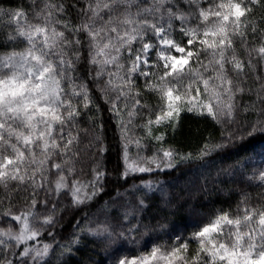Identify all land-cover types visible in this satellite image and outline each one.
Listing matches in <instances>:
<instances>
[{"label": "snow or ice", "instance_id": "snow-or-ice-1", "mask_svg": "<svg viewBox=\"0 0 264 264\" xmlns=\"http://www.w3.org/2000/svg\"><path fill=\"white\" fill-rule=\"evenodd\" d=\"M4 17L0 204L7 202L2 215L18 227L8 221L7 227H0V264H45L53 250L47 243L28 245L41 235L36 222L42 226L56 222L54 211L43 217L36 212L38 205L49 203L37 198L41 190L57 197L70 194L73 206L104 192L108 173L100 159L91 168V180L75 178L81 133H88L80 128V118L94 107L99 110L93 103V87L116 117L119 175L125 181L134 174L204 159L232 142L229 133L219 144H204L196 157L165 147L167 132L178 130L183 113L223 126L235 124L241 114L256 112L257 120L238 139L264 135V0H31L27 10L0 8V19ZM146 94L155 96L157 103H149ZM137 118L144 120L139 125L143 137L132 135ZM93 123L96 134L89 147L102 156L108 151L103 124ZM156 129L164 130L154 134ZM145 139L159 145L150 156L142 155L148 147ZM53 173L54 181L49 179ZM249 179L264 187V166ZM140 189L154 192L156 185L142 182L131 192ZM21 193L27 208L13 212L12 199ZM128 196L127 190L117 192L115 199L105 202L111 211L110 205L126 201L117 208L122 214L115 224L106 218L87 233L106 237L108 244L134 239L142 222L129 223L126 231L121 224L144 212L148 204L143 196L132 204ZM258 197L254 204L244 193L235 214L218 211L190 237L177 235L170 245L122 255L115 264H264V193ZM165 201L170 202L168 194ZM79 240L77 236L72 242ZM190 242L196 243L194 250Z\"/></svg>", "mask_w": 264, "mask_h": 264}, {"label": "trees", "instance_id": "trees-1", "mask_svg": "<svg viewBox=\"0 0 264 264\" xmlns=\"http://www.w3.org/2000/svg\"><path fill=\"white\" fill-rule=\"evenodd\" d=\"M30 3L31 0H0V8L14 10L23 7L27 10ZM71 18L73 23L78 22L75 12ZM6 24L7 17L0 19V31L6 30ZM251 83L252 80L249 79V84ZM138 85L142 88V81H138ZM89 86L92 87L90 81ZM92 91L93 103L99 110L94 107L80 118V128L87 129L88 133L87 135L81 133L80 157L76 164L75 178L81 181L91 180V168L95 161L100 159L108 173L104 180V192L85 204L73 206L70 194L62 192L57 197L40 191L37 198L40 200L46 198L49 203L47 206L38 205L37 214L43 217L54 211L56 222L51 226H42L36 222L35 227L41 229V235L35 241H28V245L42 247L47 243L53 246L45 264H115L122 255L133 256L141 251H148L152 245H170L177 235L182 238L190 237L218 211H231L235 214L244 193L251 195L254 204L259 198L258 194L264 193V187H261L258 181L249 179L264 166V135L257 134L254 137L245 136L243 140L238 139L257 120L256 112L241 114L235 124L223 126L208 117L183 113L178 130L175 133L170 130L167 132L165 147L172 146L180 153H191L196 157L204 144H219L226 140L229 133L233 136L232 142L226 148L214 151L204 159L187 160L178 163L175 168L163 171L134 174L125 181L119 175L122 168L121 143L116 117L108 110L109 105L101 98L98 87H93ZM144 98L152 105L157 103V98L150 94H146ZM244 99L248 101L249 97ZM94 120L96 124H103V143L108 151L102 156L96 148L89 147V141L96 134ZM143 122L142 118H137L136 126L132 130L133 136H145L143 128L139 127ZM163 130L156 129L154 134ZM144 143L148 147L142 155L150 156L159 147L148 139H145ZM136 151L135 147L130 149L133 157ZM222 170L228 171L225 173ZM49 179L54 181L55 173ZM149 181L156 185V191L140 189L134 194L131 192V189L142 182ZM126 190L129 193L127 199H130L132 204L135 203L137 196H143L148 204L144 212L121 224L126 231L129 223L142 222L140 229L133 234L134 239L108 244L106 237L89 235L86 230L96 227L106 218L109 223L115 224V218L122 214V210L117 211V208L126 201L119 200L117 204L110 205L111 211L106 210L105 202L115 199L117 192L124 193ZM165 194H168L170 202L165 201ZM23 197L24 194L21 193L12 199L13 212L26 210L27 204ZM53 204L56 206L55 209L52 208ZM7 206V202L0 204V227L8 226L5 221L10 222L13 227H18L14 221L2 215ZM144 226H147V231ZM77 236L80 237L79 243L74 244L72 241ZM196 246L195 242H190L191 249L194 250ZM65 248H70L71 251L66 252ZM13 251L19 252L20 249ZM14 264L20 262L14 261Z\"/></svg>", "mask_w": 264, "mask_h": 264}]
</instances>
